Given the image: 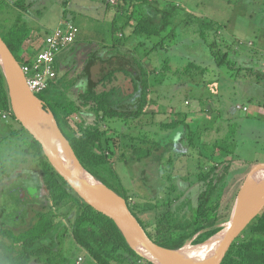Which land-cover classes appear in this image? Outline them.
I'll return each instance as SVG.
<instances>
[{
    "label": "trees",
    "instance_id": "1",
    "mask_svg": "<svg viewBox=\"0 0 264 264\" xmlns=\"http://www.w3.org/2000/svg\"><path fill=\"white\" fill-rule=\"evenodd\" d=\"M69 2V0L62 1L64 21H69L80 28L67 16ZM101 5L96 10L101 14L99 21L103 24L95 29L106 45L91 54L84 72L73 79L68 87L63 84L65 90L57 86L59 73L57 70L55 83L37 96L43 102H46V99L50 100V104L48 102V107L45 106V108L54 114L60 130L84 169L97 181L126 200L130 211L153 242L173 250L184 247L197 235L193 241L194 244L205 242L222 230L218 227L219 210L232 163L238 158L236 154L237 126L217 107L213 108L211 105H209L211 109L202 110L204 114H197L198 118L185 111L173 112L171 120L159 125L160 131L167 132V136L157 132L151 134V131H145L143 128H139L138 133H135L137 128H134L132 132H128L130 129L117 132L116 128L108 125L111 120L128 124L130 121L140 120L148 113L147 109L152 103L151 93H156L158 86H162L163 73L169 71V64L165 62L159 67L148 64L145 67L138 55L143 44L138 38H144L149 43L153 42V47L147 48L146 56L154 50L164 49L167 43L177 36L174 28L164 37L163 33L175 23L180 15V7L161 6L156 1L150 0H116L114 5L110 0H102ZM102 8L106 10V13L111 11L114 15L108 27L104 25L106 16ZM27 9L26 0H17L14 3L0 0V35L22 67L32 63L44 48V42L39 43L40 37H35L34 29L25 18ZM188 20L198 23L195 33L203 41L217 67L231 68L235 71L231 76L236 79L247 80L264 74L263 71L255 68L241 67L239 61L234 60V57L237 58L246 53V49L240 47L239 40L227 42L222 36H218L222 33V26L217 27L214 21L196 15L188 16L176 24L189 25ZM129 29L130 34L126 36L125 31ZM108 31L112 34L118 33L119 39L112 37L109 42L104 40ZM80 33L79 29L74 45L79 44L77 39ZM131 38L134 42L130 45L128 40ZM127 44L131 46L129 52L122 49ZM249 45L251 47L253 43ZM106 51L110 53L108 58L97 57L99 53ZM231 55L234 56L233 59ZM114 58L125 61L123 68L106 71L103 66L113 63ZM120 71L130 78L133 86V92L125 96L121 95L119 88L114 86L108 88L119 78L116 74ZM207 72L206 67L192 62L180 74L186 76L193 73V80L194 73L198 77H205ZM67 75L68 72L62 79L68 80ZM85 76L90 81L89 87L86 90L83 89L76 99H71L67 92ZM213 82L208 85L204 80L202 83L211 85V88L215 90L213 95L216 96L219 85ZM0 112L11 113V119L19 125V128L12 132V137L21 131L26 136V142L17 146L20 151L15 162L18 161L24 166L31 164L35 166L47 192V202H44L41 210L36 212L33 223L29 227L19 232L4 229L0 231V246L5 252L0 257V264H57L61 256L60 252H56L59 243L53 242L51 245L50 238L54 236L56 239L59 238L57 232L65 226H70L71 236L76 246L84 250L96 264H151L128 245L110 218L94 210L74 193L50 165L41 145L16 121L1 69ZM0 120L3 121L1 115ZM224 128L227 129L225 133ZM212 134L216 135V139L208 141V136ZM178 136L182 143L178 144L186 145L185 149L194 151L203 147L204 153L202 150L199 151L198 162L201 164L202 159L208 162L204 168L199 166L197 180L204 185V189L199 193L197 206L194 207L192 202H187L186 206L191 212L190 215L183 214L181 206L174 209L173 206L182 196L173 197L171 187L166 193L163 190L164 195L166 194L165 201H161L158 195L159 197H154L155 200L151 199L144 204L135 205L114 170L115 162L110 156V152H113L111 149H125V152L121 150L122 154L119 157L121 161L129 157L139 163H148L161 150L169 147L164 154L168 155L167 159L171 162L172 153H178L173 150ZM157 138L160 141L162 139L164 144ZM12 158H14L13 155L11 160ZM24 166L22 168H25ZM175 190L174 187L173 192ZM139 211L157 213L156 222L151 230L139 218ZM73 213L74 219L70 220ZM63 221H67L69 226ZM222 264H264V209L232 244Z\"/></svg>",
    "mask_w": 264,
    "mask_h": 264
},
{
    "label": "rangeland",
    "instance_id": "2",
    "mask_svg": "<svg viewBox=\"0 0 264 264\" xmlns=\"http://www.w3.org/2000/svg\"><path fill=\"white\" fill-rule=\"evenodd\" d=\"M16 1H13V3ZM69 1L74 2L71 6H68L67 16L80 27L81 33L77 39L79 44L68 51L62 52L57 57L56 67L59 72H57V86L62 90H65V87H68L73 79L84 72L86 62L91 54L106 45L95 29L98 25L103 24L99 21L101 19L99 15L101 14L96 10V8L102 6V0ZM150 1H156L161 6L176 5L180 7V15L176 18L175 23L163 33L164 37L166 33L174 28L177 36L170 43H167L164 49L154 50L146 56V50L153 47V42L149 43L144 38H138L143 42L138 52L143 65L148 66L150 64L153 67H159L166 62L169 64V71L163 73L164 82L162 86H158L156 93H151L152 103L147 109V114L143 115L140 120L130 121L128 124H124L119 120H111L108 125L116 128L117 132H125L128 129H130L128 132H132L135 130L134 128H137L135 133H138V129L143 128L145 131H151V134L157 132L167 136V132L160 131L159 125L171 120L173 112L185 111L198 118L197 114H204L202 110H209L215 106L221 113L231 119L233 124L237 126L236 154L241 159L248 161L256 159L257 162L245 164V162L235 159L232 163L219 210L220 222L218 227L222 228L231 216L236 195L246 175L255 164L264 162V86L257 87L255 89L256 96L251 99V96L254 97L251 94L253 93L251 88L255 87L258 76H254L253 80L249 81H240L233 78L231 74L235 71L231 68L215 65L208 49L195 33L198 29L197 22L194 23L188 20L189 25L176 23L193 15L212 20L217 27H223L222 33H219L218 36H222L227 42L240 39V47L246 49V52H253L252 49L255 48L250 47L249 44L257 43L259 39L257 33L264 30V0ZM45 3L48 4L46 10H43L42 7V17H35L31 23L32 28L40 32L41 36H47L48 32L55 29L62 20L64 13L62 0H46ZM26 14H29L28 11L25 12V16ZM27 20L31 21L29 18ZM125 34L129 36L130 29L126 30ZM112 37L117 40L119 34H112L108 31L104 40L109 42ZM132 42H134L132 38L128 40L130 45ZM232 57L234 56L231 55V59H233ZM234 60L239 61L241 67L255 68L256 62L252 57L245 59L237 56V58L234 57ZM246 61L247 64H243ZM192 62L207 68L206 79L205 77H198L194 73L193 81V73L186 76L180 74ZM67 72L66 77H68V80L62 79ZM116 76L119 77V81L117 79L112 85H109V89L112 86L119 88L123 96L131 91L133 92L129 77H126L121 71ZM150 79L152 80V77ZM204 80L208 85L213 81H215L214 84L219 85L218 95H213L215 90L211 88V85L203 84ZM89 85L90 81L85 76L76 86H72L67 93L71 99H76L78 94L83 89L86 90ZM46 102L50 104L49 99H46ZM238 106L248 108V112L239 111ZM18 128L19 125L11 117L7 121L0 120V231L4 229L19 232L29 227L33 223L36 212L41 210L44 202H47V192L41 182L38 169L32 164L24 166L23 164L20 165L18 161L15 162V158H17L20 151L17 146L26 142V136L22 131L17 132L14 137L11 136L14 129L16 131ZM226 130L224 128L223 132L225 133ZM168 133L170 134V132ZM207 139L213 141L216 139V135L212 134ZM180 141L178 136L177 143L174 145L175 149L173 148L178 153H172L171 162L167 159L168 155L164 154L169 147L161 150L148 163H139L129 157L121 161L119 157L122 151L125 152V149H111L113 152H110V156L115 162L113 164L114 170L135 205L138 203L144 204L158 195L161 197V201H165L166 194L164 195L163 190L166 193L171 187L173 197L182 196L173 206L174 209L181 206L182 213L190 215L191 212L186 206L187 202L190 201L194 207L197 206L199 193L204 189V185L197 180V174L200 171L199 166L204 168L208 162L205 159H202L201 164L198 162L199 151L202 150L204 153L203 147L194 151L189 148L185 149L186 145L178 144L181 143ZM160 142L164 144L162 139ZM126 153L129 154V151L126 150ZM11 155L14 157L12 160ZM22 165L25 167L24 169ZM174 187L176 190L173 192ZM138 214L147 228L151 230L156 222L157 213L139 211ZM74 216L73 213L70 220H73ZM63 222L69 226L67 221ZM57 236H59L57 239L55 236L50 238L51 245L53 242L59 243L56 252H60L61 256L57 264H96L84 250L76 246L71 236L70 226L58 230ZM194 240L192 239L189 242L194 244ZM4 253L3 247L0 246V257Z\"/></svg>",
    "mask_w": 264,
    "mask_h": 264
},
{
    "label": "water",
    "instance_id": "3",
    "mask_svg": "<svg viewBox=\"0 0 264 264\" xmlns=\"http://www.w3.org/2000/svg\"><path fill=\"white\" fill-rule=\"evenodd\" d=\"M112 62V66H103L106 71L123 68L125 64L121 58ZM0 69L5 78L16 121L41 145L50 165L74 193L94 210L110 218L128 245L149 263L222 264L232 244L264 209V174H260L264 171V163H257L250 169L239 188L228 226L224 229V239L216 252L204 257L187 258L181 252L186 245L176 250L159 246L149 238L130 211L126 200L97 181L81 165L52 111L45 108L43 101L30 90L22 66L1 35ZM85 175L91 176L94 181H88Z\"/></svg>",
    "mask_w": 264,
    "mask_h": 264
},
{
    "label": "built area",
    "instance_id": "4",
    "mask_svg": "<svg viewBox=\"0 0 264 264\" xmlns=\"http://www.w3.org/2000/svg\"><path fill=\"white\" fill-rule=\"evenodd\" d=\"M116 4V0H110ZM79 28L69 22H62L53 32L44 39V48L34 58L33 62L22 67L30 90L41 94L49 89L57 79L56 60L59 54L72 48L76 42ZM239 111L248 112V108L238 106ZM3 121L11 117L9 112H0Z\"/></svg>",
    "mask_w": 264,
    "mask_h": 264
},
{
    "label": "crops",
    "instance_id": "5",
    "mask_svg": "<svg viewBox=\"0 0 264 264\" xmlns=\"http://www.w3.org/2000/svg\"><path fill=\"white\" fill-rule=\"evenodd\" d=\"M13 1H16V0H9V2H11V3H13ZM45 1L46 0H26V5H27V7H28V9H27V11H28V13L29 14H26V16H27V19L29 18L31 21H29V20H27L29 23H30V25H31V23L33 22V20L35 19V17H42V14H43V10H46L45 8H46V6H47V4L48 3H45ZM63 1V0H62ZM74 2V1H73ZM72 2V3H73ZM71 1L69 2V6H71ZM44 9H43V8ZM43 9V10H42ZM102 11H104V14H105V20H106V22L104 23V25L105 26H109V24L112 22V20H113V18H114V15H113V12H111L110 11V13H106V10L104 9L103 10V8H102ZM26 16H25V18H26ZM34 16V17H33ZM62 22H64V18H63V16H62V20L59 22V25L62 23ZM59 25L57 26V27H59ZM32 26V25H31ZM57 27H55V29L57 28ZM34 29V28H33ZM55 29H53L52 31H50V32H48V33H51V32H53ZM34 35H35V37H40V39L38 40L39 41V43H43L44 42V39H45V36L46 35H44V36H41V34H40V32H38V31H35L34 30ZM47 33V34H48ZM43 35V34H42ZM257 38H259L258 39V42L257 43H253V45H252V47H254L255 49H253L254 51L253 52H246V53H244V54H241L239 57L241 58V57H244L245 59H248V58H254L255 59V69H257V70H261V71H263L264 72V30L262 31V32H258L257 33ZM238 40H240V39H238ZM75 45H73L72 46V48L74 47ZM71 48V49H72ZM122 49H124V51H128L129 52V50H131V46L130 45H126L124 48H122ZM70 50V49H69ZM97 50H99V49H97ZM68 51V50H67ZM110 56V53L108 54V51H106L105 53H99L98 54V58H101V57H103L104 59L105 58H108ZM69 59V58H68ZM116 59H119V58H114L113 59V61L114 60H116ZM243 64H247V61L245 62V63H243ZM101 65H104V64H101ZM105 65H111V63L110 64H105ZM112 66V65H111ZM118 66H121L120 64L118 65ZM121 68V67H120ZM237 80H240V81H249V80H253V77H251V78H249V79H244V78H238ZM256 81L257 82H255V87L254 88H251V92H253V93H251V94H253V96L254 97H252L251 96V99H254L255 98V96H256V91H255V89L257 88V87H259V86H264V74L261 76L260 75V77H258V79H256ZM255 94V95H254ZM238 156V158H237V160H239V161H243V162H245V164H252V163H255V161L257 162V160L256 159H250L249 161L248 160H245V159H241L240 157H239V155H237ZM263 158H264V156H263ZM261 163H264V162H261ZM24 169V168H23ZM237 196V195H236Z\"/></svg>",
    "mask_w": 264,
    "mask_h": 264
},
{
    "label": "bare ground",
    "instance_id": "6",
    "mask_svg": "<svg viewBox=\"0 0 264 264\" xmlns=\"http://www.w3.org/2000/svg\"><path fill=\"white\" fill-rule=\"evenodd\" d=\"M260 174L261 175L264 174V171H261ZM85 177L88 181H94L93 178L89 175H85ZM227 226H228V222L223 225L221 232L214 235L212 238H209L205 242L198 244H193L190 242L187 243L186 246L181 251L182 254L187 258H198V257L208 256L216 252L219 249L224 239V234H225L224 229L227 228Z\"/></svg>",
    "mask_w": 264,
    "mask_h": 264
},
{
    "label": "flooded vegetation",
    "instance_id": "7",
    "mask_svg": "<svg viewBox=\"0 0 264 264\" xmlns=\"http://www.w3.org/2000/svg\"><path fill=\"white\" fill-rule=\"evenodd\" d=\"M43 103H44V105H45L46 107H48V104H47L48 102H43Z\"/></svg>",
    "mask_w": 264,
    "mask_h": 264
}]
</instances>
